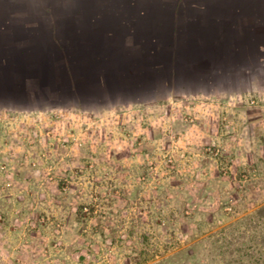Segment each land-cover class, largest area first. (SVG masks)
Listing matches in <instances>:
<instances>
[{
    "label": "rangeland",
    "instance_id": "374dc122",
    "mask_svg": "<svg viewBox=\"0 0 264 264\" xmlns=\"http://www.w3.org/2000/svg\"><path fill=\"white\" fill-rule=\"evenodd\" d=\"M237 70L155 94L0 97V264H146L263 208L264 66Z\"/></svg>",
    "mask_w": 264,
    "mask_h": 264
},
{
    "label": "crops",
    "instance_id": "0c3cea01",
    "mask_svg": "<svg viewBox=\"0 0 264 264\" xmlns=\"http://www.w3.org/2000/svg\"><path fill=\"white\" fill-rule=\"evenodd\" d=\"M260 66L264 0H0V97L11 101L155 94L159 82L202 84L233 69L239 80Z\"/></svg>",
    "mask_w": 264,
    "mask_h": 264
},
{
    "label": "trees",
    "instance_id": "16d2710c",
    "mask_svg": "<svg viewBox=\"0 0 264 264\" xmlns=\"http://www.w3.org/2000/svg\"><path fill=\"white\" fill-rule=\"evenodd\" d=\"M263 210L255 214L262 217ZM255 214L233 213L234 219L217 229L201 234L191 231L188 242L146 264H264V243L257 240L253 225Z\"/></svg>",
    "mask_w": 264,
    "mask_h": 264
}]
</instances>
